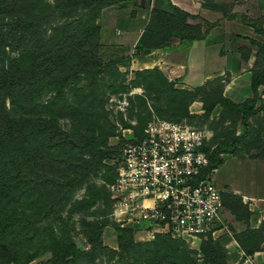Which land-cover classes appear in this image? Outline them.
Instances as JSON below:
<instances>
[{
  "label": "trees",
  "instance_id": "16d2710c",
  "mask_svg": "<svg viewBox=\"0 0 264 264\" xmlns=\"http://www.w3.org/2000/svg\"><path fill=\"white\" fill-rule=\"evenodd\" d=\"M121 1L124 0H56L51 4L48 0H0V54L6 46H11L13 50L19 49L23 36L31 33V44L19 56L11 57L6 68L0 69V264H28L37 257L38 253L31 252L28 246L38 234L42 236L44 247L52 252L51 257L41 264H79L86 254L67 234L60 236L44 225L38 226L36 234L31 233V229L34 222L63 206L77 185L85 183L90 174L107 166L104 159L111 154L112 147L108 149L102 146L94 134L83 136V146L89 157L81 156L77 162L70 158H65L64 162L50 149L67 140L71 141L68 132L58 125L56 116L65 115L76 108V112H69L68 115L78 113L76 116L89 118L92 104L83 109H79L81 105L74 107L65 99L64 89L73 79L93 80L103 72V62L98 55L101 39L98 19L103 8ZM172 8V11L152 9L147 25L150 35L139 49L167 46L174 37L191 40L203 38L214 25L211 23V27L203 30L201 23L188 21L189 17H194L192 14L176 5ZM59 14L72 18L56 22L52 26L53 32L47 34L43 25L54 21V17ZM253 41L264 46V42ZM154 70L164 76L162 70L157 68H146L137 73ZM169 84L176 91L191 93L176 88L172 81ZM261 84H264V71L253 70L252 87L255 95ZM47 88L56 93L46 104L41 105L37 99ZM7 99H10L13 113L5 106ZM204 103L206 114H210L217 104L231 108L236 118L248 117L249 112L254 110L253 106L247 107L226 97L223 91L207 104ZM41 107L46 109L47 115L52 116L42 117L36 111ZM184 114L189 115V110ZM146 123L138 128L139 134ZM39 136L46 138L41 145H28L31 137ZM238 139L237 136L231 142L224 140L223 148L220 146L222 144L218 145L211 154V165L223 162L218 154L229 149L234 151ZM110 167L115 173L114 180L116 167ZM61 169L64 172L58 178L50 176V173L57 174ZM89 188L91 194L74 201L71 212L91 207L102 196L111 203L110 192L94 185ZM17 204L28 206L33 212L19 209ZM106 221V218L85 220L83 232L89 242L99 240L102 245L101 235ZM118 229V244L122 251L131 253L138 245L147 250L148 246L143 245L156 242L138 243L131 228ZM157 238H164L167 245H159L149 251L153 254L150 257L152 264H165L164 261L169 264H197L196 258L187 253V249L178 255V259L169 257L173 248H177L171 245L175 238L170 234H159ZM245 249L247 253L255 250ZM206 251L207 260L212 264H225L222 253L214 250L213 258Z\"/></svg>",
  "mask_w": 264,
  "mask_h": 264
},
{
  "label": "rangeland",
  "instance_id": "374dc122",
  "mask_svg": "<svg viewBox=\"0 0 264 264\" xmlns=\"http://www.w3.org/2000/svg\"><path fill=\"white\" fill-rule=\"evenodd\" d=\"M48 1L54 4L56 0ZM205 1V4L213 10L222 11L224 15L230 16L228 18H231L232 10L234 12L236 11L234 14H240L241 12L243 13L245 9L244 5L248 6V3L251 4L249 0ZM116 4L106 6L105 8L111 9L112 6ZM146 4L149 5L145 0V5H140L142 8L139 14L137 13L139 9H134V7H132L133 5H126V10H122L121 13L117 12L114 14V12L111 11L104 16L102 12L105 8H103L100 18L98 19L100 27L102 28L101 25L103 24L105 30L103 31V38L101 36L98 50V55L103 62V72L99 73L93 80L87 78L73 79L64 89L65 99L67 102L74 105V107L75 105H81L79 109H83L87 105L92 104L91 111H89V118L76 116L78 113H74L75 115H68L69 112L70 114L76 112L74 111L76 108L68 111L65 115L56 116L58 125L68 132V137H71V141L67 140L57 147H52L50 149L52 153L55 152L57 156L63 158L62 161L65 162V158H70L74 162H77L80 160L81 156L89 157L87 149L83 146L84 135L89 136L90 134H94L98 140L101 141L102 146L108 149L110 146L112 147V149H110L111 154L104 159V163H106L107 166H103L90 174L85 183L77 185L75 190L71 193L69 200L64 203L63 206L50 214H46L38 222H34V226L31 229V233L36 234L39 231L38 226L44 225L60 236L67 234L68 237L75 240L77 245L86 252L79 261V264H152V259L150 257L153 254L149 251L159 245V247H162L161 245H167L166 241L163 240L164 238H157L158 235L155 237H146L139 230L131 228L135 241L138 243L147 244L149 242H156L150 245H143L145 247L148 246L147 250L138 245V248L133 249L131 253L122 251L118 244V235L120 233L118 227L120 226L110 217L111 203L109 204L104 196L98 199L89 208L70 211V207L74 201L80 200L91 194V189L89 188L91 185L109 192L108 184H110L115 175L113 168L110 166L114 165L113 162L118 157L123 143L127 136L131 134L129 129H132L137 134L140 131L138 128H141L144 123L155 116L176 119L212 129L214 132L209 143L217 144V146L222 144L220 145L222 148L224 147V140L231 142L238 136L239 139L234 151H229V149L227 151H221L224 152L222 155L221 152L218 154L223 161L224 158L226 160L235 154L239 155V158L245 156L242 155L244 153L250 154L253 158L264 155V101H259L257 94L255 97L239 103L247 107H254V110L249 112L248 117L245 118H236L231 108H223V106L220 105L216 109H213L210 114H206L204 109V101L207 104V102L220 95V91L224 92L225 84L230 81L232 74L247 79L248 74L246 73L245 76L244 74L245 71H247L246 66L248 64L243 60L250 55L251 51L257 56L253 70L264 71V46L253 41L264 42V30H262L264 29V16L254 15L256 13L253 15L243 13V19L254 25L256 30L238 28V25L234 24L233 28L236 30L231 32L221 31L218 33L215 37L216 40L213 42L217 43V45L223 44L221 54H224L226 58H224L222 62L211 61L209 63L208 66L211 67L209 68L210 74L206 79L200 82L195 80L182 81L180 80L182 75H169L168 72L161 69L158 65L152 67V69L157 68L162 70L164 76L155 70L146 71L144 74H138L137 72L139 70H144L146 68L142 67L136 69L132 67V57L134 55H140L143 52L144 48L139 49V47L145 43L150 35L147 27L142 33L141 31H137V28L143 25L148 18L149 7ZM157 4L158 6H162L163 2L159 1ZM168 4L170 3L168 2ZM163 7L165 8L167 6L163 5ZM164 10L172 11V7L169 6ZM248 10L250 12L252 11V13L255 11L254 8H248ZM114 16L119 18L113 21L112 18ZM70 18H72V16L56 15L54 21L47 22L43 25V30L47 32V34H51L53 32V24ZM188 21L193 24L197 22L201 23L203 30L211 27V23H216L201 15H197L196 18L195 16L189 17ZM213 26L214 25H212V27ZM117 28L120 29L122 33L121 31L117 33ZM250 33L255 35L256 38L249 37L248 34ZM139 35V45L129 48L128 45ZM227 35L229 37H227ZM225 37L227 38L225 39ZM185 39L191 40L188 38ZM30 44L31 33H27L23 36L19 49L13 50L11 46H6L5 51L0 54V69L6 68L10 58L19 56L22 50ZM124 44H126L125 47H123ZM217 45L210 48L211 54L209 57L212 60L215 59V51L218 53L221 49V47H217ZM199 52L202 54V48L199 49ZM200 58L202 59V57ZM198 64L199 67H203V62L196 63L195 66L197 67ZM231 66L232 69H229ZM217 67H223L224 70L222 72L214 71L213 69ZM195 72H197L195 68L190 67L186 73L192 74ZM170 81L174 83L176 88L188 90L191 93L174 90L169 84ZM237 86L235 94L237 92L239 96H242V91L245 90L246 86L239 83ZM55 93L56 91L53 89H45L38 97V103L41 105L46 104L48 99ZM251 99H255V101H250ZM195 101H203L201 103L202 105H200L202 108L191 107V104ZM5 106L13 113L10 99L5 101ZM186 110H189V115L184 114ZM36 111L40 112L39 114L42 115V117L50 118L52 116L45 113L46 109L44 107L38 108ZM35 114L37 113L35 112ZM241 114L243 115V113ZM45 139L46 138L43 136L31 137L28 140V145L31 147L39 146ZM63 172L64 171L61 169L57 171V174L50 173V176L58 178ZM227 173L226 169L216 173L218 183L223 184L228 175ZM234 176L239 177L240 175L238 176V174L235 173ZM226 196L224 195L225 207L223 212L225 228L219 233L221 235L231 229L232 225L230 223L232 222V214H240L241 212V214L246 215L248 211L247 207L242 204L240 196L231 193L227 203ZM17 205L19 209L26 211L32 210L33 212L32 208H27L28 206H24L23 204ZM34 211L39 212L36 209H34ZM103 211L106 213H102ZM104 218H106L107 221L102 230V245L99 243V240L96 242H89L83 232V223L85 220ZM219 234L217 237L204 239L199 247H191L186 241L173 237L175 239L172 240L171 245L177 248H173V252L169 257L178 259V255L187 249V253L196 258L197 264H204V261L212 264L211 261L207 260L206 250H208V254L213 258H215L214 250L222 253L223 256L225 253L221 246L216 245L217 238L221 236H219ZM247 237L253 239L255 237L258 238L259 235L256 233L254 236ZM28 249L31 252L36 251L38 253L37 257L32 259L28 264H41L52 255V252L44 247L40 234L36 235V237L30 241ZM153 261L155 262L156 260L153 259ZM164 263L169 264L167 261H164Z\"/></svg>",
  "mask_w": 264,
  "mask_h": 264
},
{
  "label": "built area",
  "instance_id": "2783aa9c",
  "mask_svg": "<svg viewBox=\"0 0 264 264\" xmlns=\"http://www.w3.org/2000/svg\"><path fill=\"white\" fill-rule=\"evenodd\" d=\"M129 130L108 184L110 217L146 237L170 234L191 247L217 237L225 228V188L216 180L219 165H211L214 131L159 116L140 134Z\"/></svg>",
  "mask_w": 264,
  "mask_h": 264
},
{
  "label": "crops",
  "instance_id": "0c3cea01",
  "mask_svg": "<svg viewBox=\"0 0 264 264\" xmlns=\"http://www.w3.org/2000/svg\"><path fill=\"white\" fill-rule=\"evenodd\" d=\"M146 1L149 3V5L146 4L149 7L148 18L143 25H140L137 28V31H141V33L146 30L152 9L164 8L163 5L167 7L176 5L195 16V18L197 15H201L212 22H216L214 26L211 27L209 33H207V35L203 38L182 40L179 37H174L169 45L160 48L144 47V50L140 55H134L131 59L133 68H152L158 65L161 69L168 72L169 75H182V78L180 79L182 81L195 80L200 82L203 79H206V77H208L210 74L209 68L211 67L208 66L209 63L211 61L222 62V60L226 58L224 54H221L223 46L222 42V45H217V43L213 42L214 40H216L215 37L218 33H220L221 31L231 32L233 30H236L235 28H233L234 24H237L238 28L240 27L244 29H253V31L256 30V27L254 25L250 24L249 21H245L243 19V13H247L248 15H253L254 13H256L254 15L264 16V0H249L251 4L248 3V6L244 5L245 9L243 10V13L241 12L240 14H234L236 13V11L234 12L232 10L231 18H228L230 16L224 15L222 11L213 10L212 8H210L207 4H205V0ZM159 1L163 2L162 6H158L157 3ZM168 2L171 5L168 4ZM126 5H133L132 7H134V9H139L137 10V13L139 14L142 8L140 5H145V0L123 1L119 4H116L115 6H112L111 9L105 8L102 12L103 16L111 11L114 12V14L117 12L121 13L122 10H126ZM167 7H165L164 9H167ZM248 8H254L255 11L252 13V11L250 12ZM118 18L119 17L114 16L112 19L114 21ZM101 26V36L103 38V31L105 30L103 24ZM116 30L117 33L121 31L118 28ZM248 35L249 37H252L254 39L256 38V36L251 33ZM227 37L229 36L227 35ZM227 37H225V39ZM139 38L140 35L136 37V39L132 41V43L128 45V47L132 48L136 45H139ZM216 45L217 47H221V49L218 53L215 51V59L212 60L209 57V55L211 54L210 48ZM125 46L126 44L123 45V47ZM200 48H202V54L199 52ZM200 57H202V59ZM256 57L257 56L254 55V53L251 51L250 55L243 60L248 64L246 66L247 71H245L244 74V76L246 75V73L248 74L247 79L239 75L232 74L230 81L225 84L223 94L226 97L231 98L237 103H242L245 100L255 96V91L252 87V73L253 68L255 67L254 64L256 61ZM201 62H203V67H199V64L197 67L195 66L196 63ZM190 67L195 68V71L197 72L187 74L186 72H188ZM229 69H232V66ZM213 70L222 72L224 69L223 67H217ZM238 83L244 84L246 86L245 90L242 91V96H239L237 92L235 94ZM257 96L259 97V101H264V84L259 85ZM202 102L203 101H195L191 104V107L202 108V106H200L202 105ZM219 105L220 104H217L214 109H216ZM242 155L245 156L239 158V155L235 154L226 160L224 158V161L219 164L216 173L226 169V171L228 172L227 174H231L229 176L227 175L223 184L218 183L220 184V186L225 188V192L223 195L226 196V194L228 193L226 196V203L227 200L230 199L229 195L231 193L238 195L241 197L242 204L247 207L248 211L246 215L241 214V212L240 214H232V222L230 223L232 225L231 229H229V231L223 235L219 234V236H221L217 238L218 240L216 241V245L221 246L222 250L225 252V264H264V155H259L256 158L251 157V155L248 153H244ZM235 173L240 176H234ZM216 180L218 182L217 176ZM256 233H258L259 235L258 238L255 237L253 239H249L247 237L254 236ZM245 248H255V250L253 253H247ZM204 264L210 263L204 261Z\"/></svg>",
  "mask_w": 264,
  "mask_h": 264
}]
</instances>
